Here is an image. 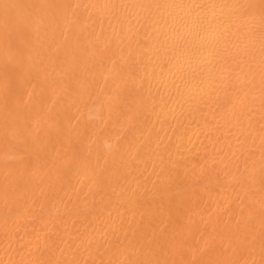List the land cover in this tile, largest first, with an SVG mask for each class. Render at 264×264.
<instances>
[{"label": "bare ground", "instance_id": "bare-ground-1", "mask_svg": "<svg viewBox=\"0 0 264 264\" xmlns=\"http://www.w3.org/2000/svg\"><path fill=\"white\" fill-rule=\"evenodd\" d=\"M0 264H264V0H0Z\"/></svg>", "mask_w": 264, "mask_h": 264}]
</instances>
